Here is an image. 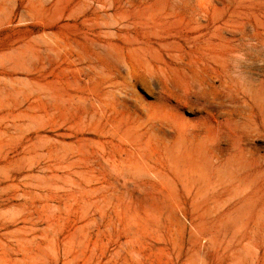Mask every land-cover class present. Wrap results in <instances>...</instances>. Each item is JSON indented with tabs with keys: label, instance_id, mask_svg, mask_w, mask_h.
<instances>
[{
	"label": "rangeland",
	"instance_id": "1",
	"mask_svg": "<svg viewBox=\"0 0 264 264\" xmlns=\"http://www.w3.org/2000/svg\"><path fill=\"white\" fill-rule=\"evenodd\" d=\"M0 264H264V0H0Z\"/></svg>",
	"mask_w": 264,
	"mask_h": 264
}]
</instances>
